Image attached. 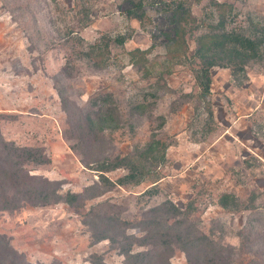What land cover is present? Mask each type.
<instances>
[{"label": "rangeland", "instance_id": "374dc122", "mask_svg": "<svg viewBox=\"0 0 264 264\" xmlns=\"http://www.w3.org/2000/svg\"><path fill=\"white\" fill-rule=\"evenodd\" d=\"M215 3L234 6L230 29L253 24L264 30V0H0L1 133L18 146L43 150L50 163L31 173L80 194L84 205L79 213L65 203L0 211V234L28 263L92 264L98 255L104 264H126L118 246L94 242L92 213L109 211L135 224L127 234L140 237L137 222L165 201L190 210L191 220L224 246L239 249L240 233L253 227L261 233L237 262L264 261L258 238L264 235V60L237 76L214 67L213 117L201 105L196 111L200 62L192 57L196 38L216 25ZM179 5L198 22L187 35V57L175 63L167 45L176 26L171 9ZM134 8L144 12L141 21L128 14ZM119 35L130 39L117 45ZM103 40L111 42V55L109 66L99 69L80 52ZM136 49H151L147 62L132 63L129 53ZM98 95L112 98L120 128L105 132L98 151L73 150L80 113ZM154 135L170 144L166 161L138 186L115 185L126 174L118 169L104 174L113 183L105 187L92 170L97 165L82 162L90 154L104 156L101 162L127 156ZM153 189L155 196L148 193ZM223 194L234 195L239 209L221 207ZM171 262L186 264V256L177 249Z\"/></svg>", "mask_w": 264, "mask_h": 264}, {"label": "trees", "instance_id": "16d2710c", "mask_svg": "<svg viewBox=\"0 0 264 264\" xmlns=\"http://www.w3.org/2000/svg\"><path fill=\"white\" fill-rule=\"evenodd\" d=\"M141 8L128 12L141 21L145 15ZM214 10L217 15L214 25L209 32L196 38L195 53L192 58L199 60L200 66L196 73V82L199 87L197 96L199 112L201 106L209 111L213 117L210 102L212 77L211 70L220 66L229 68L233 76L245 73L246 67L255 61L264 60V30L258 25L248 28L230 29L229 18L235 14V8L228 3H215ZM173 13L174 36H168L167 54L175 61L181 63L189 52L187 35L194 32L198 22L191 10H182L179 5L171 9ZM135 13L137 14L135 16ZM139 13V14H138ZM130 36L119 35L113 39L117 45L123 46ZM79 42L83 43L81 38ZM108 40L97 42L83 50L81 56L92 61L95 67L104 69L109 66L111 55ZM149 50L136 49L129 53L132 63L139 64L143 58L147 62ZM134 59V60H133ZM98 95L92 99L90 109L81 111L77 126L79 127L78 142L72 146L73 150L86 147L90 151L102 148L104 135L107 131L120 128L121 115L117 106L111 103V97ZM101 103V104H99ZM201 105V106H200ZM5 116H0L5 119ZM84 132V133H83ZM170 144L154 135L147 144L136 152L124 157L113 159L105 158L103 162L97 154L86 156L82 162L88 167H94L100 173V181L105 187L113 185L104 174L118 169H124L126 174L115 181L118 186H138L160 165L166 161V151ZM50 163L46 153L37 148L18 146L15 142L7 141L0 130V211H18L24 207H45L65 203L79 213L84 205L80 194L70 191L64 192L59 182L50 181L42 176L33 175L34 167ZM155 196L157 189L148 192ZM256 197H250L252 204ZM221 207L226 209H239L241 206L232 194H223L219 199ZM248 207V206H246ZM112 208V207H110ZM144 221L137 222L143 235L138 237L127 234L128 229L135 224L122 220L120 217L110 215L109 211L93 212L91 215L92 238L94 242L109 240L118 246L119 252L125 257L126 264H173L171 262L175 250L182 251L186 256V264H239L238 256L251 251L252 238L261 232L253 227L251 231L240 233L242 244L239 249L224 246L215 238L206 234L191 220L192 212L182 210L171 201H165L148 211ZM259 229V228H258ZM262 229L260 228V231ZM263 238V237H258ZM255 247L258 244H254ZM138 247L141 250L135 251ZM92 264H104L102 256L93 255ZM0 264H30L24 255L18 253L11 245L9 239L0 234ZM242 264V262H240ZM249 264H264L263 260H253Z\"/></svg>", "mask_w": 264, "mask_h": 264}]
</instances>
